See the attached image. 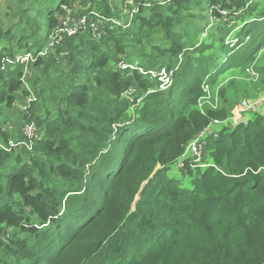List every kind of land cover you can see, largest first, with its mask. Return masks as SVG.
<instances>
[{
	"label": "trees",
	"instance_id": "1",
	"mask_svg": "<svg viewBox=\"0 0 264 264\" xmlns=\"http://www.w3.org/2000/svg\"><path fill=\"white\" fill-rule=\"evenodd\" d=\"M120 4L28 0L0 24V264H264V113L178 169L237 108L199 109L207 84L256 69L264 90V0ZM69 12L87 24L57 43Z\"/></svg>",
	"mask_w": 264,
	"mask_h": 264
},
{
	"label": "rangeland",
	"instance_id": "2",
	"mask_svg": "<svg viewBox=\"0 0 264 264\" xmlns=\"http://www.w3.org/2000/svg\"><path fill=\"white\" fill-rule=\"evenodd\" d=\"M110 1L114 2L118 5L117 8H115V10L118 11L117 15L120 18L123 19L124 17L126 18V16L128 17V15H125V14L129 13L128 10L125 9L127 11V12H125V14L123 12H119L120 8H121V4H120L121 0H110ZM27 2H28V0H24L23 2H20V0H0V24H2L1 27L5 29L8 26H10L13 23V21L15 20L14 13L18 9V5L19 6L21 5V8H22L25 6V4ZM130 2H132V0H130ZM210 19H212V18H210ZM217 22H218V19H213L212 21L210 20L209 24H207L208 27H206L207 28L206 30L208 31L210 29L211 25H215ZM42 28H43L42 34H43V36H45L47 30H46V25L44 22H43ZM15 32H17L19 34L20 30L17 29V30H15ZM206 35H207V33H205L203 35V37H205ZM22 57H23V55H22ZM27 58H28V61L30 62L33 58V55L30 54V57L28 55ZM22 61L27 62V59L22 58ZM34 62H31V63H34ZM261 63H264V51L262 54L259 55V60H258L259 68H260ZM256 67H257V65H256ZM253 70L252 69L248 70V73L250 71L248 76H246L245 73H243V72L234 71V72H232L233 77L218 78L216 84L213 86H209L207 84V86L205 87V89L207 91V99H205L199 105V109L205 110V109H203L204 106L208 105L211 109L223 111V113L230 114L231 110L237 107L236 110L233 111L232 114H230V117L226 121H224L223 128H226L230 124H233V122L231 121L230 118L232 116H235V114L240 110L243 102H249V103L253 104L257 100L264 98V90H260L259 88H257L259 86H255V83H253V82H252V84H250V81H251V79H253L255 74H256L255 76H257L256 78H259L258 74H257L258 72L256 71V69H253ZM25 73H26L27 80H28L29 74L26 70H25ZM232 78H235L234 81L238 82L239 84L246 86L245 89L243 87H241L239 89L238 85H236L234 82L231 83L233 81ZM25 84H26V86H25L26 88H30L27 81L25 82ZM223 87L226 88V91H225L226 93H224V94L220 93L221 88H223ZM222 95H224V96H222ZM251 116L258 117L261 115L252 114ZM187 146H186V148H187ZM186 148H185V151H186ZM204 154H205V151H204ZM178 169H179V166H178ZM169 175H170V177L175 178V180L179 182V184L182 188H186V189L191 188L190 180L187 178H184L177 171L176 168H173L170 171Z\"/></svg>",
	"mask_w": 264,
	"mask_h": 264
},
{
	"label": "built area",
	"instance_id": "3",
	"mask_svg": "<svg viewBox=\"0 0 264 264\" xmlns=\"http://www.w3.org/2000/svg\"><path fill=\"white\" fill-rule=\"evenodd\" d=\"M222 14H225L222 12ZM72 13L69 12V16L61 21V26L58 29V33L54 36L55 38H58L59 43L63 37L62 35H67V37H73L74 35L77 34V32L81 31L87 24V18L86 17H79V18H73ZM98 23L97 24H92L91 27L93 28L94 34L100 37V32L98 30ZM61 34V35H60ZM58 36V37H57ZM237 40L233 41V44H236ZM233 46V45H232ZM30 57V54H28ZM28 55L23 57L24 59H27L28 61ZM24 56V55H23ZM21 62L25 63L22 61ZM120 69L123 71H126L128 73H131L135 70L138 69V64H130L126 62H121L119 65ZM250 73V71H249ZM256 75V74H255ZM254 75V76H255ZM257 77V76H256ZM166 83H168V79L165 80ZM135 90L130 89L129 90V95L134 94ZM206 99V98H205ZM139 102V101H138ZM264 104V98L258 100L257 102L251 104L249 102H243L241 105L240 111L237 113V117H239L241 114L251 112V113H257L259 107ZM214 124H219L218 121H215ZM35 130L32 127H27V135L32 137L34 134ZM209 136H215L216 133L211 129V127H208L205 129L203 132L199 133L187 146L185 155L179 160V168H183L185 165L186 160H190L191 165L193 167H205L209 166L204 163L203 158H204V151L207 145V138ZM19 146V145H18Z\"/></svg>",
	"mask_w": 264,
	"mask_h": 264
},
{
	"label": "crops",
	"instance_id": "4",
	"mask_svg": "<svg viewBox=\"0 0 264 264\" xmlns=\"http://www.w3.org/2000/svg\"><path fill=\"white\" fill-rule=\"evenodd\" d=\"M262 114V113H264V104H262L260 107H259V109H258V112L257 113H251V112H247V113H245V116H247L248 118H250L251 119V115L252 114ZM252 118H253V116H252ZM231 119H233V117L231 118ZM223 123H221V124H219V125H214L213 127H212V129L213 130H215V131H221L222 129H223ZM205 163V162H204ZM206 164V163H205Z\"/></svg>",
	"mask_w": 264,
	"mask_h": 264
},
{
	"label": "clouds",
	"instance_id": "5",
	"mask_svg": "<svg viewBox=\"0 0 264 264\" xmlns=\"http://www.w3.org/2000/svg\"><path fill=\"white\" fill-rule=\"evenodd\" d=\"M260 100V99H259ZM241 109V108H240ZM240 111V110H239ZM238 111V112H239ZM237 112V113H238ZM237 113L235 114V116H233V119H231V121L233 122V124L236 122V121H238V120H240L241 118H244V117H246V118H248L247 116H245V113L244 114H241L239 117H237ZM248 120H250V118H248ZM219 122V124H221V123H223V122H220V121H218ZM219 124H214V123H212V124H210V126L209 127H211V129H212V127L214 126V125H219ZM224 124V123H223ZM247 124V123H246ZM232 127V126H231ZM213 130V129H212ZM215 133H216V137L215 136H209V137H213V138H217V136H218V134H219V132L220 131H215V130H213ZM208 137V138H209ZM207 138V139H208Z\"/></svg>",
	"mask_w": 264,
	"mask_h": 264
},
{
	"label": "water",
	"instance_id": "6",
	"mask_svg": "<svg viewBox=\"0 0 264 264\" xmlns=\"http://www.w3.org/2000/svg\"><path fill=\"white\" fill-rule=\"evenodd\" d=\"M248 118L244 117V118H241L240 120L236 121L234 124H232V127L231 128H236L237 126L239 125H242V124H246L248 123Z\"/></svg>",
	"mask_w": 264,
	"mask_h": 264
}]
</instances>
